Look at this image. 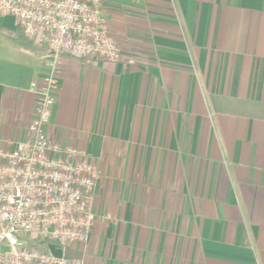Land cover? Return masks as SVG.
Here are the masks:
<instances>
[{
  "label": "crops",
  "instance_id": "0c3cea01",
  "mask_svg": "<svg viewBox=\"0 0 264 264\" xmlns=\"http://www.w3.org/2000/svg\"><path fill=\"white\" fill-rule=\"evenodd\" d=\"M101 14L121 60L62 56L47 129L100 171L89 241L65 256L264 264V0H102ZM47 57L0 19L1 146L27 137Z\"/></svg>",
  "mask_w": 264,
  "mask_h": 264
},
{
  "label": "built area",
  "instance_id": "2783aa9c",
  "mask_svg": "<svg viewBox=\"0 0 264 264\" xmlns=\"http://www.w3.org/2000/svg\"><path fill=\"white\" fill-rule=\"evenodd\" d=\"M102 0H0L23 36L48 53L47 73L30 86L35 99L27 137L0 145V264H84L67 250L85 245L95 225L100 171L86 154L48 136L61 58L117 63L119 43L101 14ZM107 221L110 216L104 217ZM43 241L46 252L34 241ZM61 250L50 254L47 246Z\"/></svg>",
  "mask_w": 264,
  "mask_h": 264
},
{
  "label": "water",
  "instance_id": "95a60500",
  "mask_svg": "<svg viewBox=\"0 0 264 264\" xmlns=\"http://www.w3.org/2000/svg\"><path fill=\"white\" fill-rule=\"evenodd\" d=\"M48 251L50 252V254H52L53 256L57 257V258H61L62 257V252L61 250H57V248H55L53 245H48L47 246Z\"/></svg>",
  "mask_w": 264,
  "mask_h": 264
},
{
  "label": "rangeland",
  "instance_id": "374dc122",
  "mask_svg": "<svg viewBox=\"0 0 264 264\" xmlns=\"http://www.w3.org/2000/svg\"><path fill=\"white\" fill-rule=\"evenodd\" d=\"M30 244H37L40 250H42L43 252H46V244L43 241L38 240V241L31 242Z\"/></svg>",
  "mask_w": 264,
  "mask_h": 264
},
{
  "label": "trees",
  "instance_id": "16d2710c",
  "mask_svg": "<svg viewBox=\"0 0 264 264\" xmlns=\"http://www.w3.org/2000/svg\"><path fill=\"white\" fill-rule=\"evenodd\" d=\"M67 255V254H66ZM68 257V256H67Z\"/></svg>",
  "mask_w": 264,
  "mask_h": 264
}]
</instances>
